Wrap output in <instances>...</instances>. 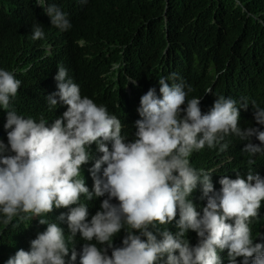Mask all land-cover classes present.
I'll return each mask as SVG.
<instances>
[{"label": "clouds", "instance_id": "1", "mask_svg": "<svg viewBox=\"0 0 264 264\" xmlns=\"http://www.w3.org/2000/svg\"><path fill=\"white\" fill-rule=\"evenodd\" d=\"M89 2L80 0L76 6ZM72 3L0 0V14L10 18L14 30L31 28L32 39L38 40L45 37V24L61 32L72 28L63 11ZM3 67L0 109L6 113L7 143L0 140V218L8 225L64 207L67 212L58 220L70 233L66 238L57 222L41 218L46 229L30 241L29 250L18 249L5 264H76L78 255L79 264H222L219 253L224 250L228 264H264V241L254 242L250 227L264 201V177L251 169L246 178L223 175L217 191L214 171L198 169L190 160L206 146L226 151L229 136L247 141L242 151L250 157L249 166L256 163L257 154L264 156V130L259 127L264 126V107L255 100L214 94L212 107L204 113L201 97L188 99L191 85L172 73L158 79L159 95L150 87L141 96L135 138L129 140L121 120L105 105L82 96L62 65L55 68L45 97L49 110L67 106L62 115L49 123L18 114L12 105L21 89L17 67ZM145 83L130 75L127 89ZM249 105L258 126L241 127L240 110ZM93 143L102 155L89 169L94 181L90 191L81 168L93 159ZM198 188L206 200L199 210L191 199ZM104 196L100 209L88 219L86 202ZM173 223L175 232L160 227ZM122 229L126 235L121 246H113ZM189 231L197 234L195 245L187 238ZM77 233L86 243L69 257V241Z\"/></svg>", "mask_w": 264, "mask_h": 264}, {"label": "trees", "instance_id": "2", "mask_svg": "<svg viewBox=\"0 0 264 264\" xmlns=\"http://www.w3.org/2000/svg\"><path fill=\"white\" fill-rule=\"evenodd\" d=\"M79 1L73 0L72 6L63 10L72 23L70 30L61 32L45 24V37L38 40L32 39L31 28L14 30L10 18L0 14V25L5 31H0V67L4 65L9 71L17 67L15 74L21 80V89L12 105L18 114L37 121L43 117L49 123L62 115L67 106L49 110L45 99L52 74L61 65L80 86L82 96L105 105L109 114L121 120L122 133L129 140L135 138L141 96L150 87H155L159 95L158 79L172 73L191 85L193 91L188 99L201 97L204 113L212 107L215 95L237 100L247 97L264 107V0H90L88 5L80 3V8L76 6ZM130 75L144 78L147 83L128 91ZM209 89L212 92L205 93ZM240 115L241 127L258 126L251 105L247 110L241 109ZM5 121L6 113L0 109V140L7 143ZM259 127L264 130V126ZM226 142L229 147L224 152L206 146L190 157L194 167L214 171L212 181L217 191L223 175L246 178L251 169L264 177V156L257 154L253 157L256 163L249 166L250 157L242 151L247 141L229 136ZM253 142L259 143L255 138ZM89 151L93 159L82 165L81 171L91 191L94 181L89 169L102 153L95 143ZM105 198L86 202L88 219ZM191 199L198 210L206 204L199 188ZM81 202H85L83 197ZM66 212L67 208H54L44 217H33L31 221L14 219L8 225L0 218V264H5L18 249L29 250L30 241L47 227L39 222L41 218L57 222L67 238V224L58 220ZM160 227L177 230L174 223ZM250 227L254 242L264 241V201L259 218L253 219ZM125 235L123 229L116 234L113 246H121ZM187 238L192 245L198 242L194 231H189ZM84 243L77 233L69 241V257L73 250L79 253ZM219 254L222 264H228L227 250Z\"/></svg>", "mask_w": 264, "mask_h": 264}, {"label": "bare ground", "instance_id": "3", "mask_svg": "<svg viewBox=\"0 0 264 264\" xmlns=\"http://www.w3.org/2000/svg\"><path fill=\"white\" fill-rule=\"evenodd\" d=\"M23 14H25L24 12H23ZM96 38V37H95ZM81 46H83V45H81ZM82 49V48H81ZM99 66V65H98ZM97 66V67H98ZM104 78V77H103ZM55 111V110H54ZM53 112V111H52ZM53 114H55V113H53ZM56 116V115H55ZM51 117H53V116H51ZM242 117L240 116V119H241Z\"/></svg>", "mask_w": 264, "mask_h": 264}]
</instances>
